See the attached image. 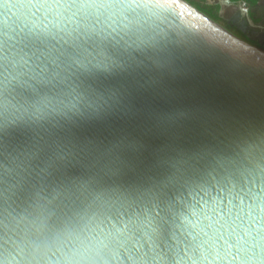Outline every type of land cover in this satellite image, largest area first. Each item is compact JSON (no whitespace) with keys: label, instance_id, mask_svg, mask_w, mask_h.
<instances>
[{"label":"water","instance_id":"water-1","mask_svg":"<svg viewBox=\"0 0 264 264\" xmlns=\"http://www.w3.org/2000/svg\"><path fill=\"white\" fill-rule=\"evenodd\" d=\"M182 1L0 0V264H264V51Z\"/></svg>","mask_w":264,"mask_h":264},{"label":"rangeland","instance_id":"rangeland-1","mask_svg":"<svg viewBox=\"0 0 264 264\" xmlns=\"http://www.w3.org/2000/svg\"><path fill=\"white\" fill-rule=\"evenodd\" d=\"M215 3L216 4V0H209V3ZM261 5H264V2L261 3ZM222 10L220 12L221 17L223 18L225 24H221L222 26H224L225 28L228 29V27H230L232 30L228 29L229 31H231L232 33H234L236 36H238L239 38H241L242 40L246 41L247 43H249L250 45L254 46L255 48L264 51V43L262 42V44L258 43V42H253L250 39H247L246 37H244V34L241 32L240 28H243V21L240 20V10L239 7L233 5V4H226V5H221ZM261 14V13H260ZM220 24V23H219ZM253 32L250 31V36H252Z\"/></svg>","mask_w":264,"mask_h":264},{"label":"flooded vegetation","instance_id":"flooded-vegetation-1","mask_svg":"<svg viewBox=\"0 0 264 264\" xmlns=\"http://www.w3.org/2000/svg\"><path fill=\"white\" fill-rule=\"evenodd\" d=\"M262 2H264V0H261L259 2V5L255 6V8L259 7V10L261 11V14H257L255 15V13H253V9L251 8L249 10V16L250 19L253 23V25H250L247 16L244 15V13L242 12V2L238 3V4H233L237 7H239L240 10V20L243 21V28H240L241 32L244 34V37H246L247 39H250L253 42H258L260 44H262V42L264 43V5H260ZM255 17V19H258L259 21H257V23H255L252 19V17ZM250 31H252L253 35L250 36Z\"/></svg>","mask_w":264,"mask_h":264},{"label":"trees","instance_id":"trees-1","mask_svg":"<svg viewBox=\"0 0 264 264\" xmlns=\"http://www.w3.org/2000/svg\"><path fill=\"white\" fill-rule=\"evenodd\" d=\"M187 3H189L191 6L202 12L203 14L210 17L212 20H214L217 23L225 24L223 18L221 17V10L222 7L220 4H209V0H184ZM261 0H231L232 4H238L240 2L247 3L250 7H255L258 5V3ZM253 21L257 23L259 21L258 19H255V17H252ZM228 29L232 30L230 27Z\"/></svg>","mask_w":264,"mask_h":264},{"label":"crops","instance_id":"crops-1","mask_svg":"<svg viewBox=\"0 0 264 264\" xmlns=\"http://www.w3.org/2000/svg\"><path fill=\"white\" fill-rule=\"evenodd\" d=\"M258 5H259V3H258ZM261 5V4H260ZM260 7V6H259ZM259 7L257 8H255V7H250V6H247V8L250 10L251 8L253 9V13H255V15H259L260 13H261V11L259 10Z\"/></svg>","mask_w":264,"mask_h":264},{"label":"bare ground","instance_id":"bare-ground-1","mask_svg":"<svg viewBox=\"0 0 264 264\" xmlns=\"http://www.w3.org/2000/svg\"><path fill=\"white\" fill-rule=\"evenodd\" d=\"M181 2H183L182 0H180ZM185 3V2H184ZM186 4H188L190 7H192L189 3H186ZM192 8H194V7H192ZM194 9H196V8H194ZM197 10V9H196ZM199 11V10H198ZM200 12V11H199ZM202 13V12H201ZM207 16V15H206ZM210 18V17H209Z\"/></svg>","mask_w":264,"mask_h":264}]
</instances>
